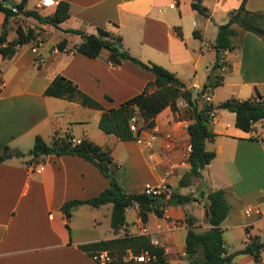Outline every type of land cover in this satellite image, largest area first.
<instances>
[{
  "label": "crops",
  "instance_id": "obj_1",
  "mask_svg": "<svg viewBox=\"0 0 264 264\" xmlns=\"http://www.w3.org/2000/svg\"><path fill=\"white\" fill-rule=\"evenodd\" d=\"M19 1L14 0V3ZM58 1L40 6L38 0L29 7L27 0L25 9L37 7L40 14L47 15L54 11ZM64 1L69 3V17L60 22L58 28L27 17L32 19L30 27L39 33V43L29 42L18 47L10 58L0 54V153L5 146L23 153L37 135L48 144L54 136L64 134L77 141L87 138L111 149L116 163L114 175L126 192H142L146 182H156L169 164H178L187 156L190 148L187 126L192 119L185 112L186 102L179 99L176 112L167 107L154 119V128L171 132L176 139L174 150L165 156L138 146L134 140L122 141L104 133L98 127L99 110L83 106L78 100L44 94L53 78L65 76L108 109L140 93L154 80V75L130 60L113 66L107 61V50H102L95 58L76 53L73 48L82 37L64 30L73 28L96 33L97 27H103L121 37V49L140 60L169 69L187 88L196 92L202 88L213 66H207L209 60L214 64L216 59L212 45L217 26L226 21L229 11L237 8L241 0H202L210 17L193 10L191 0ZM245 6L250 11H264V0H247ZM3 17L0 12V32ZM14 18L8 25V40L16 35L18 23ZM176 27L182 38L177 35ZM194 30L200 37L194 36ZM235 30V47L223 53L226 67L215 72L222 79L209 93V103L214 104V94L219 88H228L227 96L238 99L253 96L257 89L264 98V38L238 26ZM54 32H58V38L49 41ZM63 38L67 45L58 50L56 45ZM38 56L42 61L37 65ZM154 89L153 85L149 86L150 91ZM234 122L233 112H215L209 124L215 137L205 141V149L214 151L215 157L202 169V178L178 188V180L189 166L170 171L171 188L181 194H191L192 199L188 203L166 206L162 217L151 212L144 222L158 236L169 264H188L185 254L187 216L195 218L197 230L210 227L206 222V198L205 195L198 197L200 191L203 194L218 188L225 191L229 212L221 228L229 253L232 251L225 242L226 230L240 231L245 238L248 229L251 236L261 239L259 232L264 230V119L248 132L237 128ZM8 155L0 163V264H96L81 245L120 237L122 231H137V206L126 209V223L117 232L110 225L111 203L97 207L78 205L66 218L62 210L65 202L94 197L109 186V180L93 163L70 154L30 155L27 161L15 163L14 156L11 154L9 158ZM37 163L44 165L41 172L28 168L29 164ZM248 206L259 208L261 213L246 216L244 209ZM128 210L133 215L132 221L127 219ZM178 239L182 242L180 249H177ZM243 247L244 242L237 250ZM263 254L264 251L260 255L262 264ZM250 260H253L251 255L238 254L232 264Z\"/></svg>",
  "mask_w": 264,
  "mask_h": 264
},
{
  "label": "trees",
  "instance_id": "obj_2",
  "mask_svg": "<svg viewBox=\"0 0 264 264\" xmlns=\"http://www.w3.org/2000/svg\"><path fill=\"white\" fill-rule=\"evenodd\" d=\"M27 0H20L17 3L0 0V12L3 13V21L0 32V54L3 58L12 57L17 48L29 42L39 43V33L33 27H22L18 24L15 28V37L7 39L8 25L11 18L17 15L31 17L39 23L58 28V24L69 17V3L64 0L58 1L51 14L42 15L36 9H25ZM247 0H241L237 8L228 13L226 21L217 26V33L213 43L215 51V62L209 71L202 88L196 92L187 88L185 83L177 77L174 72L151 61H143L132 56L127 50L121 49V37L113 35L103 27H97L96 33H86L80 29H65V32L79 34L82 41L76 44L73 51L84 56L98 57L102 50L109 52L107 61L113 66H118L123 60H130L142 68L150 71L154 75V80L148 83L145 88L133 97L123 101L116 107L105 109L97 100L82 92L76 84L63 75H57L45 88L44 94L65 98L68 100H78L83 106L97 109L100 113L98 127L106 134H113L122 141L133 140V134L129 128L128 121L133 114H138L142 119L143 127H153L155 117L169 107L173 112L178 110L177 101L183 99L186 102L185 112L191 117L192 122L187 126L189 135L190 152L188 156L189 169L181 175L177 187H187L195 180L202 178V169L215 157L214 151L205 149V141L212 140L215 133L209 128L210 121L216 109H227L235 114V126L243 131H250L253 125L264 119V98L255 90V94L246 99L230 97L216 106L212 103L202 102L199 96L206 89L211 92L213 88L221 84L222 77L215 74L219 69V62L222 52L232 50L235 47L234 38L236 36L235 26L249 31L260 38H264V11H250L246 8ZM191 8L204 17H210L209 10L202 4V0H191ZM16 10L13 11L12 8ZM177 35L182 38L181 31L176 27ZM195 37H200L197 30L193 31ZM67 45L65 38L61 39L56 47L63 50ZM1 72V70H0ZM153 85L155 89L149 90ZM109 99V97L107 96ZM201 104V106H199ZM71 136L64 134L62 137H55L50 144L37 135L34 138L33 147L28 155L37 157L39 155H76L91 163L109 180V186L98 195L84 200H69L62 205V210L68 219L71 210L82 204L90 206H100L106 203L112 204L110 215V225L117 232L126 223V209L137 205L138 215L143 222H147L149 213H155L162 217L164 208L168 205H178L188 203L192 199L191 194H181L177 190L166 197L149 196L143 192H126L118 179L114 175L116 163L111 155L109 147H102L87 138L81 139L78 143L71 142ZM8 153L13 156H24L20 151H11L8 146L0 153V163L6 160ZM205 195L206 209L208 217L206 222L210 225L204 230H197L196 220L193 216L185 218L187 232L185 236V254L188 264H232L233 258L238 254H249L255 264H262L260 255L264 251V241L259 236H251L246 230L250 239L243 248L235 252H228L223 239V229L221 223L227 217L229 204L225 191L218 188L208 191ZM202 197V198H203ZM131 231H126V235L114 239L101 240L85 245L80 248L89 253L97 249L108 250L114 257V264H169L167 256L162 247L154 246L144 235H128ZM127 250L134 254L147 251L154 258L147 262H136L133 260L123 261L122 258Z\"/></svg>",
  "mask_w": 264,
  "mask_h": 264
},
{
  "label": "built area",
  "instance_id": "obj_3",
  "mask_svg": "<svg viewBox=\"0 0 264 264\" xmlns=\"http://www.w3.org/2000/svg\"><path fill=\"white\" fill-rule=\"evenodd\" d=\"M51 3H53V0H41L38 5L47 6ZM12 10L15 11L16 8L13 7ZM33 50L35 51L36 49L33 48ZM223 53L224 51L222 52V55L219 60L221 64L219 69H224L226 67L224 58H223ZM41 61H42L41 57L38 56L35 58V63L37 65ZM209 93H210L209 89H206V91L201 95L204 99L207 100L206 102L208 103H209V95H210ZM128 124L133 134V140L138 146L144 149H147L151 152H158L163 156L171 153L174 150L176 146V139L173 133L163 132L154 127H143L142 119L136 113L131 116V118L128 121ZM71 142L78 143L79 141L75 140L74 138H71ZM189 152H190V148L188 150L187 156L182 161H180L178 164H171V165L169 164L168 166L169 168L165 170L166 172L162 176H160L156 182H146L143 185L142 192L149 196H159V195L164 194L166 197H168L173 191L169 183V178L171 176L170 171L173 168H177V167H188L189 166V163H188ZM28 168L34 172H41L44 168V165L42 163L29 164ZM260 213H261L260 209L254 206H248L244 209V214L246 216H250L252 214L259 215ZM137 221L140 222L139 227H138L139 229H137L136 232H130L128 235H144L149 239L151 244H153L154 246L161 247V243L159 240L155 238V234L143 226L142 220L140 217L137 219ZM124 235H126V232L122 231L121 236H124ZM89 254H90L91 260H93V262H95L96 264H114L113 263L114 257L110 254L108 250L97 249V250L91 251ZM152 258H154V256H151L147 251H143L139 254H134L132 252H129L128 255L123 256L122 260L123 261L133 260L136 262H147Z\"/></svg>",
  "mask_w": 264,
  "mask_h": 264
},
{
  "label": "rangeland",
  "instance_id": "obj_4",
  "mask_svg": "<svg viewBox=\"0 0 264 264\" xmlns=\"http://www.w3.org/2000/svg\"><path fill=\"white\" fill-rule=\"evenodd\" d=\"M37 1L38 0H28V6L29 7H32V6H34L36 3H37ZM8 2L10 3V2H14V0H8ZM39 2H40V0H39ZM10 4H12V3H10ZM37 7H35V9H36ZM13 20H16L15 22L16 23H18V24H23L24 25V27H30V25H29V22H32V19L31 18H27L26 16H23V15H19V16H16ZM58 32H54V33H52L50 36H49V41H52V40H54V39H56V38H58ZM211 65H213V61L212 60H209V62H208V64H207V66H211ZM167 69V68H166ZM169 70V69H168ZM170 71V70H169ZM172 72V71H171ZM215 72H217V69L215 70ZM219 88V87H218ZM216 89V87L215 88H213L212 90L214 91ZM212 91V92H213ZM227 95H229V89L228 88H226V89H224V88H219L216 92H215V94H214V106H216L217 104H219L220 102H222V101H224V100H226V99H228V98H230V96H227ZM246 99V98H245ZM199 100L200 101H202V102H206L207 100L206 99H204L201 95L199 96ZM215 112H217V114H220V113H222V112H224V113H226V114H230V111L229 110H223V109H216V111ZM229 116V115H228ZM47 142H50V140H47ZM33 144H34V142L32 143V144H30V146H28V148H26L25 150H23L24 152V154H26L24 157H17V156H14L13 157V161L16 163H20V161H27L28 159H30V155H28V152H29V150L33 147ZM194 197H196V194L194 195ZM127 219L129 220V221H132L133 220V215H132V213H131V211L130 210H128L127 211ZM137 225L140 223L139 221H136L135 222ZM142 224H143V226L144 227H146L145 225H144V222L142 221ZM147 228V227H146ZM139 229V228H138ZM148 229V228H147ZM149 230V229H148ZM259 234H260V236H261V239H263L264 240V230H260V232H259ZM248 235L246 234L245 235V238H244V235H242V233L240 232V231H237V230H232V231H227L226 230V233H225V242H226V245H227V248L228 249H230L232 252H235L237 249H239L242 245H243V242H244V246H245V244L246 243H249L250 242V239L247 237ZM155 238L158 240V236L157 235H155ZM260 239V240H261ZM181 245H182V242H181V240H179L178 239V241H177V249H180L181 248ZM129 252H131L130 250H127L126 251V253L124 254V256H126V255H128L129 254ZM263 256H264V254H263ZM243 264H255V262L253 261V260H250V261H247V262H245V263H243Z\"/></svg>",
  "mask_w": 264,
  "mask_h": 264
},
{
  "label": "water",
  "instance_id": "obj_5",
  "mask_svg": "<svg viewBox=\"0 0 264 264\" xmlns=\"http://www.w3.org/2000/svg\"><path fill=\"white\" fill-rule=\"evenodd\" d=\"M8 157L10 158L11 157V154H9ZM198 197L199 198L203 197V191H200L199 192ZM206 215H208V212L207 211H206Z\"/></svg>",
  "mask_w": 264,
  "mask_h": 264
}]
</instances>
